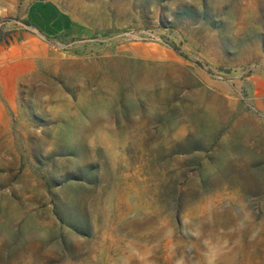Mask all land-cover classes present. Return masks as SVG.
Segmentation results:
<instances>
[{"label":"rangeland","instance_id":"374dc122","mask_svg":"<svg viewBox=\"0 0 264 264\" xmlns=\"http://www.w3.org/2000/svg\"><path fill=\"white\" fill-rule=\"evenodd\" d=\"M0 264H264V0H0Z\"/></svg>","mask_w":264,"mask_h":264},{"label":"trees","instance_id":"16d2710c","mask_svg":"<svg viewBox=\"0 0 264 264\" xmlns=\"http://www.w3.org/2000/svg\"><path fill=\"white\" fill-rule=\"evenodd\" d=\"M39 14H36L37 17H38V20L40 23H44L46 24V26H50L51 28V18L49 16H45V15H42L39 11H38ZM63 18H68V16L66 15H63Z\"/></svg>","mask_w":264,"mask_h":264}]
</instances>
